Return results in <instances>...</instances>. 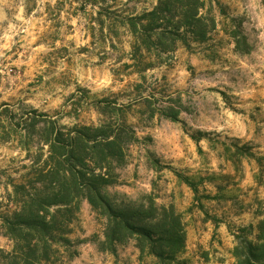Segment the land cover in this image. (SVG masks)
<instances>
[{
	"label": "rangeland",
	"instance_id": "obj_1",
	"mask_svg": "<svg viewBox=\"0 0 264 264\" xmlns=\"http://www.w3.org/2000/svg\"><path fill=\"white\" fill-rule=\"evenodd\" d=\"M202 2L212 30L168 39L146 32L155 0H0V264H160L133 238L102 246L105 220L80 198L45 259H24V236L5 221L49 193V123L108 128L124 142L105 166L113 184L104 195L171 207L183 232L178 264H235L234 249L255 243L264 0Z\"/></svg>",
	"mask_w": 264,
	"mask_h": 264
},
{
	"label": "trees",
	"instance_id": "obj_2",
	"mask_svg": "<svg viewBox=\"0 0 264 264\" xmlns=\"http://www.w3.org/2000/svg\"><path fill=\"white\" fill-rule=\"evenodd\" d=\"M155 1V7L144 16L151 24L147 33L158 32L168 39L181 35L198 39L213 28V20L199 14L202 0ZM167 17L169 22L163 24ZM155 23L160 25L154 27ZM49 124L44 140L48 149L46 163L51 165L46 173L50 176L49 193L40 196L36 193L12 213V221H5L13 237L15 234L25 237L21 239L20 249L26 253L24 259L28 255L30 260L45 259L51 234L58 228H66L69 221L64 217L72 213L80 198L105 220L102 246L110 248L133 238L139 253L146 250L160 264H178L174 257L183 247V232L171 207H155L152 202L116 205L104 195V189L113 184L105 166L109 160L122 156L124 142L120 143L119 137L108 128L80 127L64 131ZM56 206L62 210L48 212ZM233 256L235 264H264V223L259 224L255 243L244 242L234 249Z\"/></svg>",
	"mask_w": 264,
	"mask_h": 264
}]
</instances>
